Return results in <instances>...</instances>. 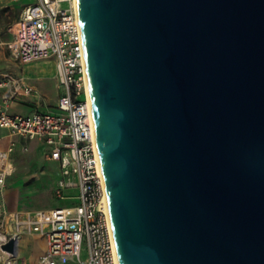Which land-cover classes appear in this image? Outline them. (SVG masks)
Returning a JSON list of instances; mask_svg holds the SVG:
<instances>
[{
    "label": "water",
    "instance_id": "95a60500",
    "mask_svg": "<svg viewBox=\"0 0 264 264\" xmlns=\"http://www.w3.org/2000/svg\"><path fill=\"white\" fill-rule=\"evenodd\" d=\"M77 10L119 264H264V0Z\"/></svg>",
    "mask_w": 264,
    "mask_h": 264
},
{
    "label": "built area",
    "instance_id": "2783aa9c",
    "mask_svg": "<svg viewBox=\"0 0 264 264\" xmlns=\"http://www.w3.org/2000/svg\"><path fill=\"white\" fill-rule=\"evenodd\" d=\"M9 30L12 53L21 64L54 60L59 94L53 110L9 113L8 102L16 93L30 95L35 89L22 77L0 75V88L13 85L12 92L0 97V128L11 136L0 150V264H26L17 252L2 248L24 231L46 239L38 264H119L105 200L77 0H33L22 7ZM18 138L46 146L45 157L59 162L63 176L56 195L70 200L69 204L30 214L9 211L3 193ZM67 189L76 193L66 194Z\"/></svg>",
    "mask_w": 264,
    "mask_h": 264
},
{
    "label": "rangeland",
    "instance_id": "374dc122",
    "mask_svg": "<svg viewBox=\"0 0 264 264\" xmlns=\"http://www.w3.org/2000/svg\"><path fill=\"white\" fill-rule=\"evenodd\" d=\"M32 1L21 0L22 4ZM16 2L17 0H0V62L4 60L5 54L13 69L3 72H15L14 70H16L22 74L26 81L37 90V94L33 93L24 98L35 100L28 102L29 105L37 111L46 112L53 109L59 94L54 78L55 62L52 58H44L26 63L21 67V63L14 57L10 46L12 35L9 25L16 18L22 6L21 4L16 7ZM3 4L10 5L1 6ZM62 6L65 7L67 4L62 3ZM21 103L25 104L27 102ZM5 132V130L0 129V146H4L7 142V137L4 136ZM17 141L16 149L11 155L12 169L6 178L5 184V188L14 196L12 208H15V211L30 214L39 208L69 204L70 200L56 195L58 181L63 175L59 162L45 157L47 147L42 145L41 149L40 143L33 140L18 138ZM65 192L66 194H74L76 190L67 189ZM21 253L22 259L26 252L22 250ZM42 254L41 244L35 241L32 244L30 254L26 257H28L29 262H33L38 257L40 258ZM85 255L86 253H83L82 257H85ZM39 258L36 264H38Z\"/></svg>",
    "mask_w": 264,
    "mask_h": 264
},
{
    "label": "crops",
    "instance_id": "0c3cea01",
    "mask_svg": "<svg viewBox=\"0 0 264 264\" xmlns=\"http://www.w3.org/2000/svg\"><path fill=\"white\" fill-rule=\"evenodd\" d=\"M27 3H30V2H27ZM27 3H23L22 4L21 0H17V2L15 3V6L17 7V6H19V5L22 4V6L20 8V11H21L22 7L25 4H27ZM8 5H10V4H3L1 6H8ZM20 11H19V13H20ZM19 13H18V15L16 16V18L13 21H15L17 19V17L19 16ZM9 62L10 61H8V59L5 57V54H4V60H2L0 62V72H1L0 75L11 74L14 78H20V77H22L23 80H24V82L26 84H29V85L32 86V84H30L29 82H27L26 79H25V77L22 74L18 73L16 70H14L15 72H5V73L3 72V71H8L9 69H13L12 68V64L11 63L9 64ZM23 65L24 64H21V67H23ZM54 78H55V85L57 87V81H56L55 73H54ZM12 89H13V85L12 84H8L6 87L0 88V97H2V95L5 92H12ZM36 91L37 90H35V92H34L35 94H37ZM26 96L28 97L30 95H23V94L16 93L15 96L8 102L7 112H9V113H22V114H27V113H30L32 111H35V109L32 106H30L29 103H28V102H33L35 100L25 99L24 97H26ZM21 102H27V103L24 104V103H21ZM56 102L54 104L53 109H55ZM0 129L6 131L5 134H4V136L7 137L6 138V141L7 142H5L4 146H0V150H1V149H4L7 146V143L11 139V136L9 135V132H8L7 129H4V128H0ZM40 145H41L40 148L42 149V144H40ZM50 160H52V159H50ZM52 161H55V160H52ZM3 197H4V200L6 202V205H7V208L9 209V211L10 212L15 211L14 210L15 208H12V206H13L12 204L14 202V199H13L14 196H13V194L12 193L10 194V192L5 188L4 189V193H3ZM35 241H38L41 244V248H42V250L44 252L46 250V247H47V245H46V239L43 236L39 235L38 233L26 231L25 234H24V232H22L20 234L18 240H17V244L18 245H17V251H16L17 253H16V255H17V257H19V259L21 261L25 262L26 264H36V261L39 258L38 257L33 262H29L28 257H26V255L28 256V254H30V252L32 250V244ZM22 250H25L26 255H24L23 258L21 259V255H22L21 251Z\"/></svg>",
    "mask_w": 264,
    "mask_h": 264
},
{
    "label": "bare ground",
    "instance_id": "6f19581e",
    "mask_svg": "<svg viewBox=\"0 0 264 264\" xmlns=\"http://www.w3.org/2000/svg\"><path fill=\"white\" fill-rule=\"evenodd\" d=\"M105 200H106V202H107V197L105 196ZM108 204V203H107ZM17 256V255H16Z\"/></svg>",
    "mask_w": 264,
    "mask_h": 264
}]
</instances>
